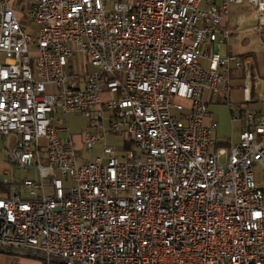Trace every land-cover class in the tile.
I'll return each instance as SVG.
<instances>
[{
    "label": "built area",
    "instance_id": "1",
    "mask_svg": "<svg viewBox=\"0 0 264 264\" xmlns=\"http://www.w3.org/2000/svg\"><path fill=\"white\" fill-rule=\"evenodd\" d=\"M21 1L30 32L14 0H0V136L14 139L0 252L43 264H264V114L247 105L261 100L262 75L252 55L220 49L230 5L244 0ZM246 1L236 28L264 45V0ZM213 103L229 108L237 140L216 137ZM71 112L88 119L78 139ZM96 144L101 154L84 159Z\"/></svg>",
    "mask_w": 264,
    "mask_h": 264
},
{
    "label": "rangeland",
    "instance_id": "2",
    "mask_svg": "<svg viewBox=\"0 0 264 264\" xmlns=\"http://www.w3.org/2000/svg\"><path fill=\"white\" fill-rule=\"evenodd\" d=\"M14 3L18 9L22 11V20L24 23V28L27 32H30V25L27 22L26 5L21 0H14ZM248 7V3L244 0L241 3L231 4L229 8L228 14V24L227 27L230 29V36L228 38V46L226 43L221 45L222 53H232L233 55H252L255 59L256 67L259 73L262 75V81L260 83V91H261V100L256 102L258 103V107L264 110V45L259 42L260 33L249 30V29H238L236 28L237 18L244 12ZM255 101V100H254ZM256 106L254 105L253 108ZM226 115V111H222L220 113V117H224ZM228 119L226 122H220V128L223 130V133L227 134L231 132L232 124L230 123V112L227 110ZM66 123L69 127V130L73 137L77 138L81 136V134L87 129L88 119L84 116L83 113L80 112H71L66 118ZM234 129L232 133V140L235 141L238 138V125L234 123ZM9 140V141H8ZM13 138L1 137L0 136V181L8 176V171L5 170L7 166V152L6 145L9 143L13 144ZM106 143L112 144L116 146L119 152L122 151V140L120 137L108 135L106 137ZM101 144H96L92 152H86L85 150L81 152L82 157L86 160H90L96 155L101 154ZM18 178L23 177H35L34 172L19 170L17 174Z\"/></svg>",
    "mask_w": 264,
    "mask_h": 264
},
{
    "label": "crops",
    "instance_id": "3",
    "mask_svg": "<svg viewBox=\"0 0 264 264\" xmlns=\"http://www.w3.org/2000/svg\"><path fill=\"white\" fill-rule=\"evenodd\" d=\"M231 83L233 85V90L231 91V99L234 101V102H237V103H241L244 101V93H243V90H242V84H243V80L241 77H235V78H232L231 79ZM260 101V100H258ZM258 103L256 102V100L254 101H251V102H248L247 105L253 109V110H256V111H260L261 113L264 114V110L261 109L260 107H258L257 105ZM256 106L255 108H253V106ZM227 110L229 111V108L225 105V104H211L210 105V114L212 117L216 118L219 122V127L217 129V132H216V137L220 140H225L227 138H230L232 136V133H233V127L235 126L234 123L230 122L232 125V128H231V132L230 133H223V130L220 128V122L223 121V122H226V120L228 119V116H227ZM222 111H226V115L224 117H220V113ZM230 119V117H229ZM238 127H239V124L237 122H235ZM237 127V129H238ZM0 264H43V262L40 260V259H37V258H31V257H26V256H19V255H14V254H8V253H4V252H0Z\"/></svg>",
    "mask_w": 264,
    "mask_h": 264
},
{
    "label": "bare ground",
    "instance_id": "4",
    "mask_svg": "<svg viewBox=\"0 0 264 264\" xmlns=\"http://www.w3.org/2000/svg\"><path fill=\"white\" fill-rule=\"evenodd\" d=\"M253 18H246V17H241L240 21H239V24H242L243 22L245 21H252Z\"/></svg>",
    "mask_w": 264,
    "mask_h": 264
},
{
    "label": "trees",
    "instance_id": "5",
    "mask_svg": "<svg viewBox=\"0 0 264 264\" xmlns=\"http://www.w3.org/2000/svg\"><path fill=\"white\" fill-rule=\"evenodd\" d=\"M4 190V187L0 184V193Z\"/></svg>",
    "mask_w": 264,
    "mask_h": 264
}]
</instances>
